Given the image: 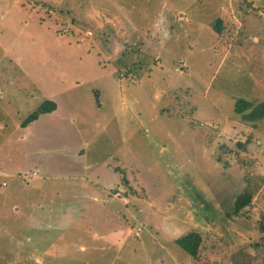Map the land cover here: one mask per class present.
I'll use <instances>...</instances> for the list:
<instances>
[{"label": "rangeland", "instance_id": "374dc122", "mask_svg": "<svg viewBox=\"0 0 264 264\" xmlns=\"http://www.w3.org/2000/svg\"><path fill=\"white\" fill-rule=\"evenodd\" d=\"M238 99L264 102V0H0V264H264V118ZM45 100L57 113L22 130ZM57 150L121 168L101 177L121 178L127 240L91 216L41 234L16 206L19 184L75 185ZM191 232L196 258L175 244Z\"/></svg>", "mask_w": 264, "mask_h": 264}, {"label": "crops", "instance_id": "0c3cea01", "mask_svg": "<svg viewBox=\"0 0 264 264\" xmlns=\"http://www.w3.org/2000/svg\"><path fill=\"white\" fill-rule=\"evenodd\" d=\"M56 111H58L57 104L56 109L50 113L49 116L53 117V115L57 113ZM42 116L44 115H41L40 117ZM39 118L28 124L26 127L20 126V128L22 130L29 128L32 129V124L38 121ZM2 121L5 122V119L2 118L1 113L0 130L6 128V125ZM23 142L24 140L22 143ZM69 152L70 150H57L52 154H54L56 161L63 167L64 170V172L56 173L59 177H61L59 179L72 182L75 185H63L61 187L50 188V190H44L46 187L40 185L30 186V184H26L23 186L19 184V186H15V190L25 196L24 198L18 200L16 206L24 204L25 206H28L30 210H33V212L29 215L33 217L34 224L41 227L40 229L43 232L41 234L57 231L59 233L58 235L62 236V234L67 231V228L71 227H74L76 230L81 232L84 230L87 231L89 228L88 220L91 216L92 219H95L93 220V224H96L91 226V228L94 231L96 228L98 229L94 234L96 239L99 238L100 234L106 232V227L114 226L116 232H113V229H109L106 241H115L118 236L122 234V240L124 242L129 236L128 232H123L126 221L122 223L120 220L125 219L123 211L126 212L128 217L131 216V213L127 210L128 207H126V204L120 203L121 201L112 195L113 192H115V189H117L116 191H118L119 188L121 189L119 185L121 178H117V182H115V179L113 178L106 180L101 177L106 176V174L109 177L110 174L108 173L110 172L112 174L121 175V168L111 166L104 160L100 161V163L96 162L93 165H89L88 161L82 159L81 156L83 154L81 152H77L78 155L74 153L73 159L68 157ZM38 169L43 171L46 170L43 166L37 168L34 167V170L40 174L42 179H44L41 174L42 172ZM32 174L36 173L34 172ZM32 174H29L28 177ZM46 174L49 173L47 172ZM12 176L13 175H11V177ZM26 178L27 176H23V179ZM123 178L126 179L125 177ZM2 185H5V182L2 183ZM41 193L43 195H40ZM29 194H35L34 200H30L31 197L29 196L28 199L26 198ZM36 194L38 195L37 197ZM46 194H48V196ZM44 205H47L45 207L48 208V213L46 214L43 213ZM86 246L83 247V245H81L80 249L86 251L88 250V245L86 244ZM101 248L104 252L105 247L101 246ZM132 248L134 249V247Z\"/></svg>", "mask_w": 264, "mask_h": 264}, {"label": "trees", "instance_id": "16d2710c", "mask_svg": "<svg viewBox=\"0 0 264 264\" xmlns=\"http://www.w3.org/2000/svg\"><path fill=\"white\" fill-rule=\"evenodd\" d=\"M214 30L216 33H220V21L214 24ZM55 109L56 104L53 101L45 100L23 119L21 127H26L28 124L37 120L41 115L50 114ZM234 112L241 115L243 121L255 123L264 118V102L253 104L250 101L238 99L234 104ZM251 200L252 195L248 192L239 195L234 202L233 214L236 215L246 208L251 203ZM175 244L188 256L196 258L201 244V236L197 232H191L177 238Z\"/></svg>", "mask_w": 264, "mask_h": 264}, {"label": "built area", "instance_id": "2783aa9c", "mask_svg": "<svg viewBox=\"0 0 264 264\" xmlns=\"http://www.w3.org/2000/svg\"><path fill=\"white\" fill-rule=\"evenodd\" d=\"M116 195L118 196V193Z\"/></svg>", "mask_w": 264, "mask_h": 264}]
</instances>
